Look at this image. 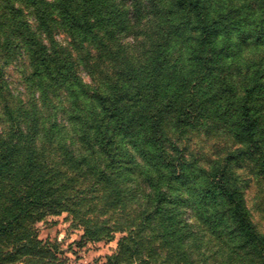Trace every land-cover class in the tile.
Returning <instances> with one entry per match:
<instances>
[{
	"label": "trees",
	"instance_id": "obj_1",
	"mask_svg": "<svg viewBox=\"0 0 264 264\" xmlns=\"http://www.w3.org/2000/svg\"><path fill=\"white\" fill-rule=\"evenodd\" d=\"M58 28L74 45L54 40ZM124 36L132 43H120ZM16 56L28 79L22 101L4 96L3 67ZM80 68L93 86L82 83ZM204 128L223 133L231 147L202 163L179 140ZM242 163L264 181V0H0V254L7 260L25 257L41 216L101 193L109 209H124L128 199L142 207L134 217L140 233L124 237L108 264H133L126 249L133 243L139 256L149 232L159 245L145 264H205L203 249L221 256L218 264H264V234L235 174ZM185 203L197 226L192 240L176 231ZM126 218H116L121 233ZM187 243L198 257L184 252Z\"/></svg>",
	"mask_w": 264,
	"mask_h": 264
},
{
	"label": "rangeland",
	"instance_id": "obj_2",
	"mask_svg": "<svg viewBox=\"0 0 264 264\" xmlns=\"http://www.w3.org/2000/svg\"><path fill=\"white\" fill-rule=\"evenodd\" d=\"M24 15L30 25L34 27L36 22L32 8H25ZM38 37L41 40H47L44 35L38 34ZM53 38L62 46L72 44L66 33L59 28L54 30ZM132 41L131 36H124L121 38L120 43L130 44ZM24 70L25 61L23 56H16L13 61H9L4 65L3 80L8 92L4 96L11 100L22 101V98L27 94L25 84L28 80H25ZM79 70L82 83L93 86L94 81H92L87 71L82 68ZM57 122L68 129L67 122L61 116V111L57 112ZM65 129L64 131H66ZM179 147L187 154L195 156L200 161L202 160L203 163L207 160L223 157L231 147V141L216 129L204 128L203 130L184 134L179 140ZM55 156L58 157L59 155L56 153ZM136 171L137 169L133 170V172ZM133 172L131 176H134ZM129 173L131 172L123 174L124 177L122 178H125L123 179L124 188L128 192V196L131 197L134 195L136 188ZM235 174L240 178L242 192L252 221L257 231L264 234V181L260 176L253 173L251 165L247 163H242L240 169L235 170ZM136 193L139 200L146 196V190L143 187L137 189ZM99 195L100 197L97 198ZM99 195H90L84 201L86 202L85 206L64 204L60 209L41 216L32 225L30 240L36 241L27 247L25 257L7 260L6 257L0 254V264H108V258L118 252L119 245L124 237L130 238V241H132L134 237L130 235L140 233V223L134 220V217L138 212H141L142 207L139 206L138 202L129 201L128 199V203L123 206L124 209L122 207L109 209L102 199L103 195L101 193ZM186 195V191H180V196ZM179 210L182 220L176 231L181 234L186 230L188 239L192 240V235L198 234L193 217L194 212H192L188 203L179 205ZM121 212L129 218H126L129 224V230L126 233H121L117 229L120 225L119 220L116 218L121 217ZM180 216H178V220L181 218ZM200 229L203 230V228ZM107 231H109V234H107ZM97 233L98 235H96ZM156 233L149 232L141 241L144 243V247L139 256L133 251V243L129 242L126 257L131 259L133 264H145V261L150 260V251L155 252L158 250L159 241L157 240L159 239L155 235ZM201 235H203L204 242L207 241L208 235ZM187 244V247H184V252L191 251L194 257H198V253L194 251L197 245ZM11 248L12 246L9 251ZM148 251L149 253H147ZM212 252V250L203 249L202 254L207 257L205 264H218L220 262L221 256L216 259L213 257Z\"/></svg>",
	"mask_w": 264,
	"mask_h": 264
}]
</instances>
